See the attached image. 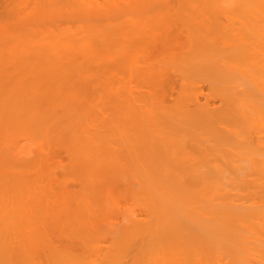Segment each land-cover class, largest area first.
Segmentation results:
<instances>
[{"label": "bare ground", "instance_id": "bare-ground-1", "mask_svg": "<svg viewBox=\"0 0 264 264\" xmlns=\"http://www.w3.org/2000/svg\"><path fill=\"white\" fill-rule=\"evenodd\" d=\"M0 264H264V0H0Z\"/></svg>", "mask_w": 264, "mask_h": 264}]
</instances>
